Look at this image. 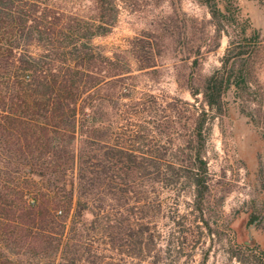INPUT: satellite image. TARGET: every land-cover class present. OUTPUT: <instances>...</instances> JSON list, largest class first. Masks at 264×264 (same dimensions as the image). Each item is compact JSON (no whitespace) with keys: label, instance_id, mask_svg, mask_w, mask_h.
I'll list each match as a JSON object with an SVG mask.
<instances>
[{"label":"trees","instance_id":"obj_1","mask_svg":"<svg viewBox=\"0 0 264 264\" xmlns=\"http://www.w3.org/2000/svg\"><path fill=\"white\" fill-rule=\"evenodd\" d=\"M241 1L201 0L211 30L174 10L161 33L141 34L109 57L94 39L116 24V0H0V264H126L115 253L140 256L148 223L135 208L145 204L140 185L147 178L192 179L197 209L204 210L209 121L226 113L230 89L235 98L257 101L253 71L263 27ZM175 35L180 45L190 36L187 53L174 52L195 65L220 47L223 35L228 45L220 67L191 83V93H202L209 109L196 111L188 160L168 170L160 154L116 140L112 120L98 112L115 97H129L133 65L156 67L162 42ZM260 111L246 112L249 123L262 121ZM262 218L255 209L247 223L256 226ZM241 244L244 263L264 264L254 234Z\"/></svg>","mask_w":264,"mask_h":264},{"label":"rangeland","instance_id":"obj_2","mask_svg":"<svg viewBox=\"0 0 264 264\" xmlns=\"http://www.w3.org/2000/svg\"><path fill=\"white\" fill-rule=\"evenodd\" d=\"M116 1V24L107 34L94 39V44L109 57L129 49L131 41L141 34L161 33L163 25L171 23L174 10L180 19L196 17L207 22V30L212 28L208 23L211 16L201 0ZM241 5L255 26L263 27L264 40V3L242 0ZM176 38L167 36L162 42L164 55L155 69L138 70L133 65L126 85L129 97H115L110 107L98 112L99 118L112 120L109 127L116 140L160 154L162 168L168 170L180 158L188 160L195 146L196 111L209 109L202 93H191V83L198 85L200 75L220 67L228 45V37L223 35L220 47L205 52L195 65L192 59L180 60L181 54L174 52L175 48L186 51L192 45L190 36L181 45ZM129 61L133 62L132 58ZM253 72L252 94L257 101L235 98L230 89L226 113L209 121V193L204 210L197 209L192 179L165 183L147 178L145 185H140L145 190V204L135 208L136 214L146 216L148 223L146 249L140 256L115 253L123 256L126 264H247L239 256L245 250L241 242L250 233L264 247V218L256 226L247 223L250 212H264V41ZM258 108L261 111L257 118L262 121L249 123L246 112H256Z\"/></svg>","mask_w":264,"mask_h":264}]
</instances>
